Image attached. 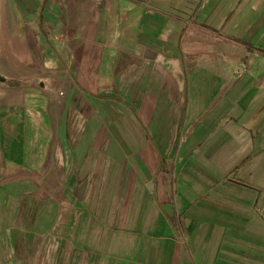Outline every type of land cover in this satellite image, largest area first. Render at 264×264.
Returning a JSON list of instances; mask_svg holds the SVG:
<instances>
[{"label": "crops", "instance_id": "crops-1", "mask_svg": "<svg viewBox=\"0 0 264 264\" xmlns=\"http://www.w3.org/2000/svg\"><path fill=\"white\" fill-rule=\"evenodd\" d=\"M0 264H264V0H0Z\"/></svg>", "mask_w": 264, "mask_h": 264}, {"label": "built area", "instance_id": "built-area-1", "mask_svg": "<svg viewBox=\"0 0 264 264\" xmlns=\"http://www.w3.org/2000/svg\"><path fill=\"white\" fill-rule=\"evenodd\" d=\"M257 214L264 221V203L258 207Z\"/></svg>", "mask_w": 264, "mask_h": 264}, {"label": "water", "instance_id": "water-1", "mask_svg": "<svg viewBox=\"0 0 264 264\" xmlns=\"http://www.w3.org/2000/svg\"><path fill=\"white\" fill-rule=\"evenodd\" d=\"M0 80H2V81H3V79H0Z\"/></svg>", "mask_w": 264, "mask_h": 264}]
</instances>
